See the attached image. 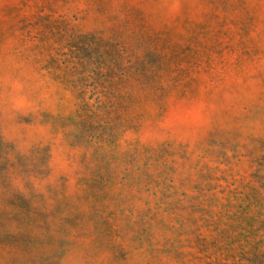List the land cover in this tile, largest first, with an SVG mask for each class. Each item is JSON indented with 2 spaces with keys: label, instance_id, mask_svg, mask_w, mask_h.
I'll return each mask as SVG.
<instances>
[{
  "label": "rangeland",
  "instance_id": "obj_1",
  "mask_svg": "<svg viewBox=\"0 0 264 264\" xmlns=\"http://www.w3.org/2000/svg\"><path fill=\"white\" fill-rule=\"evenodd\" d=\"M0 264H264V0H0Z\"/></svg>",
  "mask_w": 264,
  "mask_h": 264
}]
</instances>
